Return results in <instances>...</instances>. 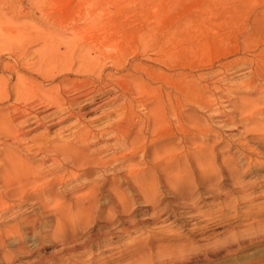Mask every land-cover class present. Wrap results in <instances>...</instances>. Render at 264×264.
Wrapping results in <instances>:
<instances>
[{
    "label": "rangeland",
    "instance_id": "rangeland-1",
    "mask_svg": "<svg viewBox=\"0 0 264 264\" xmlns=\"http://www.w3.org/2000/svg\"><path fill=\"white\" fill-rule=\"evenodd\" d=\"M105 2L103 6L96 5L98 11L103 8L102 14L90 13L89 16L85 14L86 18L83 14L88 10L86 6L88 4L78 0H60L57 8L49 6L48 9H58L60 22L62 21V24L66 22L62 25L64 31L57 30L62 35L72 36L68 35L69 26H66L69 22L99 21L100 23L104 18L102 22L106 20L104 23L107 24V31L101 33L99 27L94 29L91 27L85 29L86 33L80 28L74 36L82 33L87 36L92 34L101 36L107 33L109 38H121L120 44H125L123 46H134L127 44L130 40L135 43V39L132 38L139 33L140 35L150 32L162 34L180 23L178 20L183 21V18L186 20L188 29L184 34L182 47L180 44L174 45L175 51L171 52V66L168 71L175 73V76L177 74L175 84L173 83L174 90L180 86L178 82L181 81V77L186 76L189 82L183 91L186 93L187 102L181 103V106L176 108L177 114L182 109L181 112L187 115L190 128L185 133V138L188 143L190 142L187 143L190 148L189 158L185 161L178 160L181 162L180 168L184 166L187 174H184L182 169L180 174L176 173L179 174L177 177L174 173L172 179L179 181L173 191L165 190L162 175L157 177L159 182L154 187L163 191L160 195L158 192L156 197L139 194L138 191L131 193L130 189H125L122 193L124 197L123 195L119 197L121 200L125 198L122 202L124 204L119 202L120 199L118 200L116 194L112 192L120 188L119 182L112 185L113 188L116 187L115 189L110 187L109 191L102 190L97 196L94 195L95 199H93L92 196L84 198L82 195H85L86 189L90 187V181H88L90 184L86 182V186H80L82 181H86L83 177L77 181H68L56 190L57 197H61L59 200L66 209L63 210V215L53 212L50 214L51 210H45L41 212L42 217H40L39 209L23 205L20 211H26L27 220H41L40 224L34 227L38 236L34 231L24 234L23 247L18 245L16 237L11 240L5 239L8 250H6V258L10 261L5 259L0 251V264L26 261L29 263L46 254V259H49V254L56 253L63 246L69 247V244L72 246L75 242L82 243L90 237L96 239L87 250L82 251L84 253L68 254L70 255L68 259L54 264L68 262L79 264L75 259L80 256L82 258L79 262L83 264H264V68L252 67L259 60L264 59V0H108ZM0 9V15L7 20L6 24L9 25L10 30H15L27 22L30 25L42 26V23H39L37 8L31 6L29 0H0ZM95 15L100 17L97 18ZM154 22L155 24H152ZM16 23L21 24L17 26ZM10 34H13L12 31ZM36 47L32 46L30 49ZM4 51L7 52V48L1 49L0 54ZM120 101L122 100L118 99L111 105L104 104L94 111L85 113L82 119L89 121L90 126L98 129L108 119L102 117L96 121L95 117L108 112ZM241 102L244 106H241ZM246 105L250 106L248 108L250 113ZM72 120L75 121L76 118L50 127L47 133L55 135V138L67 139L74 128L67 129L66 125L73 122ZM194 122L197 125L200 123L198 130ZM44 131L42 127L36 132ZM183 136L182 133L174 131V136L171 138L172 143L175 142L177 156L180 150H183L181 146ZM237 142H240L239 145ZM99 174H95L96 183L101 182ZM70 188L73 189L72 195L71 193L63 195ZM113 195L115 198L112 197ZM230 196L231 199L227 198ZM91 207L97 212L95 210L93 212ZM109 230L115 232L111 233ZM34 240L36 241L28 244ZM106 240L108 243L105 242ZM30 247L31 251L28 252Z\"/></svg>",
    "mask_w": 264,
    "mask_h": 264
},
{
    "label": "bare ground",
    "instance_id": "bare-ground-1",
    "mask_svg": "<svg viewBox=\"0 0 264 264\" xmlns=\"http://www.w3.org/2000/svg\"><path fill=\"white\" fill-rule=\"evenodd\" d=\"M78 1L88 4L86 5L88 10L83 14L85 17V14L90 13L93 15L102 14L103 8L98 11L96 5L99 4L100 6L102 4L103 6L106 4L105 1L108 0ZM59 2L60 0H29V4L37 8L40 17L38 18L39 23H42V26L30 25L27 22L25 24L20 23L21 25L18 24L20 26L15 30H10L9 25L6 24L8 23L7 20H4L3 15H0V37L2 36L0 50L7 48V52L5 50L0 54V251H2L5 259H8L6 258L5 239L11 240L16 237L18 245L23 247L24 234L34 231L37 235V230L34 227L40 224L41 220L33 219L31 221L30 218L33 216L29 218L30 221L27 220L26 211H20L24 207L23 205L39 209V216L45 210H51L50 214L53 212V214L62 213L63 215V210L66 209L59 200L61 197H57L58 192L56 190L64 183L77 181L81 177L85 178L86 181H82L80 186H86L85 184L88 181L91 183L90 187L88 186L89 188L86 189L85 195L82 194L84 198L85 196H92L95 199L94 197L102 190L109 191L110 187L118 182L119 189L112 187L115 189L112 192L116 194L118 200L125 189H130L129 192L131 193L138 191L139 194L156 197L158 192L160 195L163 191L154 187L159 182V176L162 175L166 191L175 190L179 181L175 177L181 173V169L183 171L186 169L184 166L180 168L181 162L178 160L185 161L189 158L188 149L190 148L185 138V133L190 129L188 117L181 112L182 109L178 114L176 113V108L181 106V103L186 104L185 102H187L186 93L183 91L189 82L186 76L181 77V81H177L180 86L174 90L173 83L177 74L175 76V73L168 71L169 66H171V52L175 51L174 45L180 44L182 47L183 37H185L184 34L188 29L186 20L184 18L183 21L178 20L180 23L173 28L171 27L170 31L165 29L166 31L162 34L152 32L145 34L142 31L144 35L139 33V35L132 38L135 39V43L130 40V43L127 44L134 46H123L125 44H120L121 38H109L107 33L99 36L90 32L92 35L87 36L82 33L79 36H74L77 35L80 28H83L86 33L87 30L85 29H91V27L92 29L99 27L100 32H105L107 24L104 23L106 20L102 22L104 18L100 23L99 21L78 22L69 18L72 22H69V25L66 26H69L67 27L69 28L68 35L73 37L62 35L57 30H63L62 25L66 22L63 21V24L62 21L60 22L58 9H48L49 6L57 8ZM96 15L95 17H97ZM101 16L104 17V15ZM151 20L150 22H152ZM152 24H155V22ZM120 28L122 27L120 26ZM11 31L13 34H10ZM132 32L134 33V31ZM32 46L37 47L30 49ZM252 67L255 69L264 68V59L259 60ZM256 83L258 82L256 81ZM118 99L122 100L119 104L114 105L108 112L101 114L99 117H95L96 121L102 117L108 119L103 126L101 125L102 127L96 129L97 127L90 126L89 121L82 119L85 113L94 111L104 104L111 105ZM249 107H247V110ZM74 117L76 120H72L73 122L66 125L67 129L74 128L67 139H60L61 137H58V139L54 137L55 135L52 136L47 133L50 127ZM199 124H196L198 126L197 130ZM42 127L45 129L44 132H36ZM174 131L184 135L181 138L183 150H180L178 156L175 152V142L172 143L171 140ZM101 143L103 144L99 145ZM96 173H100V183H96L94 178ZM174 173H179L174 177L176 180L172 179ZM72 191L73 189L70 188L63 195L70 193L72 195ZM115 196L112 197L115 198ZM81 198L83 199V197ZM227 198L231 199V196ZM124 199H120L119 202L122 203ZM190 207L192 206L190 205ZM93 208L91 207V209ZM94 210L92 211L97 212V210ZM123 210L125 209L123 208ZM28 211L30 210L28 209ZM112 231L110 232L112 233ZM127 232L125 233L127 234ZM44 238L41 239L44 240ZM95 239L90 237L85 242H75L72 246L69 244V247L60 245L62 248L58 249L56 253L53 252L52 255L49 254V259H46V254V256L40 255L29 263L26 261L27 263L15 264H43L44 262L54 264V262L68 259L70 256L68 254L76 253L78 255L80 252L87 250ZM30 240L32 239L30 238ZM105 242L108 243V240ZM106 248L109 249V247ZM185 248L187 249V247ZM30 251L31 247L28 249V252ZM80 258L82 257L80 256ZM80 258L75 259L79 264L81 263L79 262L81 261Z\"/></svg>",
    "mask_w": 264,
    "mask_h": 264
}]
</instances>
